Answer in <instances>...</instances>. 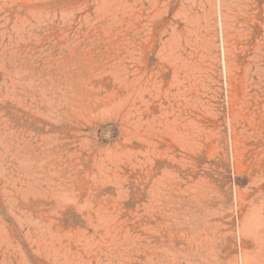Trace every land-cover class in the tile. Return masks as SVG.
<instances>
[{"label":"rangeland","instance_id":"rangeland-1","mask_svg":"<svg viewBox=\"0 0 264 264\" xmlns=\"http://www.w3.org/2000/svg\"><path fill=\"white\" fill-rule=\"evenodd\" d=\"M0 264H264V0H0Z\"/></svg>","mask_w":264,"mask_h":264}]
</instances>
